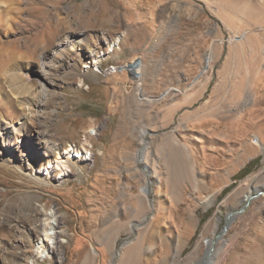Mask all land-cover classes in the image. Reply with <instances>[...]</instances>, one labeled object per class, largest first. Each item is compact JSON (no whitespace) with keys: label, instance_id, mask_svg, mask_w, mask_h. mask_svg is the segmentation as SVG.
<instances>
[{"label":"rangeland","instance_id":"1","mask_svg":"<svg viewBox=\"0 0 264 264\" xmlns=\"http://www.w3.org/2000/svg\"><path fill=\"white\" fill-rule=\"evenodd\" d=\"M263 35L264 0H0V264H264Z\"/></svg>","mask_w":264,"mask_h":264},{"label":"bare ground","instance_id":"2","mask_svg":"<svg viewBox=\"0 0 264 264\" xmlns=\"http://www.w3.org/2000/svg\"><path fill=\"white\" fill-rule=\"evenodd\" d=\"M264 36V35H263ZM62 43H60V41H58V42H55L53 45H54V47H56V46H59V45H61ZM108 53V52H107ZM262 53V52H261ZM260 53V54H261ZM54 55V54H53ZM55 56H57V54L55 53ZM90 59V58H89ZM98 59V58H97ZM100 59V58H99ZM118 63L117 62H112V63H109V64H106V65H102V64H100V63H95L94 62V60H93V63H91V67L93 68V70H94V72H97V73H101V70H102V68H108V66H116ZM140 64V63H139ZM135 65V64H134ZM134 65H132V64H130L129 66L127 65V64H123V66H122V68H118V69H116L115 70V72L114 73H116V72H118V71H120V70H123V71H125V66L127 67V69L128 70H130V71H132L133 73H134V75H135V77L137 78L138 77V73H139V71L137 70V67H134ZM88 66V65H87ZM44 67H45V64L43 63V65L41 66V69L42 70H40L39 71V73H40V77L41 78H44V74H43V71H44ZM139 70H140V67L138 68ZM113 73V74H114ZM39 86H40V90L43 92L44 91V89H45V83H43L42 82V79H40V83H39ZM44 95V94H43ZM254 141H256V142H259V138L256 136L254 139H253ZM18 141H23V140H18ZM174 150H173V152L174 151H176V152H178V153H181L184 157H185V159H188L189 160V157L190 156H192V154H193V149L191 148V146L190 145H188V144H185V143H182V144H180L179 142H177V140L175 141L174 140ZM173 145V144H172ZM172 150V149H171ZM169 151V150H168ZM174 154H175V152H174ZM195 154V153H194ZM163 158V157H162ZM183 158V157H182ZM143 159V162H144V164L150 169V171H152L153 173L155 172L156 173V170H155V167H150L149 166V164L146 162V160H145V158L143 157L142 158ZM63 164V160H59V159H55L54 161H52V163H51V167H58L60 164ZM49 169V168H48ZM140 192H145V189L144 188H141V191ZM138 196H140V195H138ZM136 197H137V195H136ZM250 197V195H247L246 196V198L248 199ZM145 199V198H144ZM143 199V200H144ZM233 217H234V214H232V213H230V214H228V216H227V222H226V224H225V227H223V229H222V231H221V233H220V235H219V238L220 237H222V235L226 232V230L228 229V227H229V225H230V222L232 221V219H233ZM56 224V223H55ZM46 234V233H45ZM47 235V234H46ZM108 240H110L111 241V239H108ZM106 241V240H105ZM208 241V251H207V256L208 257H206V259L208 260V262L210 263L211 261H212V258H213V255L211 254V246H212V243H213V241L214 240H211V239H208L207 240ZM108 243V242H107ZM109 244H111V243H109ZM134 246V245H133ZM126 247V246H125ZM126 248H128V246L126 247ZM129 249V248H128ZM122 252H121V255H127L126 254V252H128V250L127 249H124V250H121ZM128 253H130L131 254V252H128ZM96 254H97V251L95 250V248H93L92 246H90L89 248H87V249H85V251H84V253H83V255H84V262H83V264H89V262H91V261H94V258L96 257ZM123 257V256H122ZM121 259V258H120ZM123 259H124V257H123ZM37 264V263H36Z\"/></svg>","mask_w":264,"mask_h":264},{"label":"built area","instance_id":"3","mask_svg":"<svg viewBox=\"0 0 264 264\" xmlns=\"http://www.w3.org/2000/svg\"><path fill=\"white\" fill-rule=\"evenodd\" d=\"M123 64L126 63H118L116 66H108V68H102L101 75H111L115 72L116 69L122 68Z\"/></svg>","mask_w":264,"mask_h":264},{"label":"trees","instance_id":"4","mask_svg":"<svg viewBox=\"0 0 264 264\" xmlns=\"http://www.w3.org/2000/svg\"><path fill=\"white\" fill-rule=\"evenodd\" d=\"M249 165H250V162H249L245 167H243V168L240 170V172H241V173H244L245 170L248 169Z\"/></svg>","mask_w":264,"mask_h":264},{"label":"water","instance_id":"5","mask_svg":"<svg viewBox=\"0 0 264 264\" xmlns=\"http://www.w3.org/2000/svg\"><path fill=\"white\" fill-rule=\"evenodd\" d=\"M226 219H227V217H226ZM226 223V222H225ZM223 227H225V224H224V226ZM219 235H220V233L217 235V237H219ZM207 243H208V241H206Z\"/></svg>","mask_w":264,"mask_h":264}]
</instances>
